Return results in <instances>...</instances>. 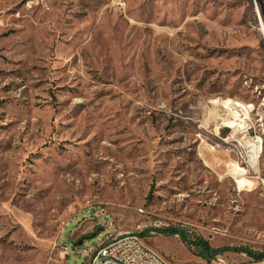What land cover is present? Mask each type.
<instances>
[{"label":"rangeland","instance_id":"rangeland-1","mask_svg":"<svg viewBox=\"0 0 264 264\" xmlns=\"http://www.w3.org/2000/svg\"><path fill=\"white\" fill-rule=\"evenodd\" d=\"M261 23L255 0H0V264H88L111 233L258 264L236 250L264 254Z\"/></svg>","mask_w":264,"mask_h":264},{"label":"built area","instance_id":"built-area-1","mask_svg":"<svg viewBox=\"0 0 264 264\" xmlns=\"http://www.w3.org/2000/svg\"><path fill=\"white\" fill-rule=\"evenodd\" d=\"M69 255V254H68ZM88 264H167L156 252L148 248L140 234L109 235L98 248L88 255ZM211 264H227L222 254L211 259ZM258 264H264V260Z\"/></svg>","mask_w":264,"mask_h":264},{"label":"bare ground","instance_id":"bare-ground-1","mask_svg":"<svg viewBox=\"0 0 264 264\" xmlns=\"http://www.w3.org/2000/svg\"><path fill=\"white\" fill-rule=\"evenodd\" d=\"M261 33L264 35V26H262L261 23ZM218 103V102H217ZM221 107L223 110L228 112V118H231V120L238 121L240 124L238 126V131L245 129L246 121L250 119L251 117V111L249 110V107H245L244 105L232 101H227L221 103ZM238 108V114L235 112V110ZM240 108H243L244 113L240 110ZM229 119L226 118V120H223L224 123H232L228 121ZM244 123V125H242ZM261 140V139H260ZM257 141V140H256ZM260 141L249 143L247 146V153L246 155L251 159L250 164L253 170L255 171V174H261L260 173V154H259V145ZM247 157V158H248ZM238 183L241 190H244V188H247L250 183L247 181V179L238 174Z\"/></svg>","mask_w":264,"mask_h":264},{"label":"trees","instance_id":"trees-1","mask_svg":"<svg viewBox=\"0 0 264 264\" xmlns=\"http://www.w3.org/2000/svg\"><path fill=\"white\" fill-rule=\"evenodd\" d=\"M255 1L258 4V7L262 15V19L264 21V0H255ZM161 233L171 234V235H181V236L183 235V233L178 229L166 230ZM140 236L142 238L145 237L144 234H140ZM182 239L184 243L187 244L188 246L195 247L200 252V256L202 257V259L207 260V261H211L213 257H215L217 254L222 252V250H214L213 248L210 247L208 242H206L205 240L201 238L191 239L183 235ZM236 251L247 254L249 257L256 259L258 262L259 261L261 262L262 260H264V254H254L253 252L247 249H239Z\"/></svg>","mask_w":264,"mask_h":264},{"label":"water","instance_id":"water-1","mask_svg":"<svg viewBox=\"0 0 264 264\" xmlns=\"http://www.w3.org/2000/svg\"><path fill=\"white\" fill-rule=\"evenodd\" d=\"M264 25V24H263ZM81 244V242L79 243V245Z\"/></svg>","mask_w":264,"mask_h":264}]
</instances>
